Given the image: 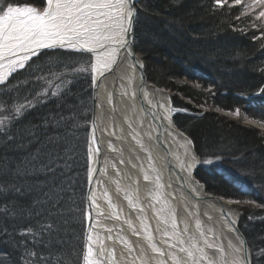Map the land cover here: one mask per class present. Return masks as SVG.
Segmentation results:
<instances>
[{
	"label": "snow or ice",
	"instance_id": "obj_1",
	"mask_svg": "<svg viewBox=\"0 0 264 264\" xmlns=\"http://www.w3.org/2000/svg\"><path fill=\"white\" fill-rule=\"evenodd\" d=\"M149 7L150 0H3L0 3V220L12 226L13 243L7 252L12 264H17V258L19 264H108L103 243L98 244L91 231L85 230V220L90 214L83 208L77 164L81 148L78 133L82 122L87 121V102L83 98L84 90L77 91L76 85L90 79L94 87L99 78L96 74L102 77L110 70L120 50L135 59L129 37L134 36L141 17L146 22L153 15ZM212 8L214 12L227 10L230 18L233 10L238 11L235 21L246 19L248 26L260 33L253 40L264 38V0H213ZM45 55L54 58L44 61ZM22 71L27 73L26 77L9 89L10 77ZM38 86L42 91H36ZM258 94H264V85ZM41 107L45 110L27 119ZM233 114L238 116L240 109H235ZM96 140L93 134L87 143L88 159L99 152ZM220 159L216 157V161ZM192 161L193 164L215 163L197 161L195 155ZM260 167L264 169V163ZM227 202L241 203L232 199ZM94 203L90 201L89 207ZM243 203L264 210V203L255 200ZM92 227L88 225V229ZM176 227L173 219L172 228ZM0 232L3 234L0 240L9 236L8 227ZM237 240L239 246L229 241L231 252L226 254L227 258L223 246L217 247L207 240L204 247H198L195 242L185 247L184 239L178 240L179 247L165 241L168 251L153 244L152 251L159 258H152L151 264H169V261L171 264H264V247L255 243L249 247V242L239 235Z\"/></svg>",
	"mask_w": 264,
	"mask_h": 264
},
{
	"label": "trees",
	"instance_id": "obj_2",
	"mask_svg": "<svg viewBox=\"0 0 264 264\" xmlns=\"http://www.w3.org/2000/svg\"><path fill=\"white\" fill-rule=\"evenodd\" d=\"M212 5L213 0H150L149 12L153 15L146 22L141 17V24L136 26V51L144 61L149 80L170 91L176 107L194 111L197 106H210L228 112L238 108L261 122L264 94H256L264 85V71H261L264 70V38L253 40V36L260 33L250 28L246 19L235 21L238 11L233 10L230 18L227 10L214 12ZM233 28L244 31H233ZM59 52L57 50L56 55ZM53 58L45 55L43 60ZM26 75L23 71L15 73L7 87L11 89ZM81 89L87 102V121L82 122L78 133L81 148L77 170L86 212L89 176L86 152L93 113L92 81L78 83L76 90ZM36 91L42 88L38 86ZM44 110L42 107L35 109L27 119ZM175 120L191 136L203 159L215 161L199 167L196 175L209 193L232 200L264 203V169L260 167L264 163V132L214 111H207L200 117L178 114ZM217 156L221 157L218 161ZM241 210L240 227L250 247L253 243L264 247V210L249 204L241 206ZM4 227L9 228V236L0 240V248L5 249L0 252V264H12L7 256L11 251L9 245L13 243L12 226L0 220V229ZM12 255L15 257L16 253Z\"/></svg>",
	"mask_w": 264,
	"mask_h": 264
},
{
	"label": "bare ground",
	"instance_id": "obj_3",
	"mask_svg": "<svg viewBox=\"0 0 264 264\" xmlns=\"http://www.w3.org/2000/svg\"><path fill=\"white\" fill-rule=\"evenodd\" d=\"M129 48L133 52L131 43ZM105 72L111 73V81L99 89L93 127L95 136L103 135L104 154L101 167L97 166L98 152L89 159V169L95 202L93 226L104 232L97 243H103L108 264H144L146 260L151 264L152 258H159L152 251L153 244L168 251L164 242L179 247V239L185 240V247L189 242L204 247L205 240L223 246L227 258L229 241L239 246V210H233L236 206L228 200H214L199 184L201 200L185 190L186 186L193 193L198 191L186 169L195 168L198 163L193 164L192 156L197 161L199 156L195 143L172 129L176 112L168 96L154 97L150 87H140L137 65L125 50H120L116 63ZM152 108L160 110L162 119L149 112Z\"/></svg>",
	"mask_w": 264,
	"mask_h": 264
},
{
	"label": "water",
	"instance_id": "obj_4",
	"mask_svg": "<svg viewBox=\"0 0 264 264\" xmlns=\"http://www.w3.org/2000/svg\"><path fill=\"white\" fill-rule=\"evenodd\" d=\"M135 30H136V28H135ZM129 39L132 41V43H131L132 48H133V52L132 53H134V55H135V59H133V60H134V63L137 65V68H138V72L137 73H138V76H139L140 81H141L140 84H139L140 87L141 86L142 87H145V88L150 87L151 90H153V91H150L151 92L150 94L153 95L154 97H159L158 95H160V97H161V94L167 95L168 98H169V100H170V104L175 109V112L176 113L180 112L179 109H177V108L174 107V105L172 103V98H171L169 92L167 90L159 87L158 85L152 83L149 80V78H148V76L146 74V69H145L144 61L139 56V54L137 53L136 48H135V32H134V36L133 37H129ZM137 62H139V64H142L143 67L141 68ZM98 77L99 78L95 81V86L94 87L92 86V90H93L92 91V94H93V113H92V122H91V129H90L89 141L92 139V136H93V127H94L95 121L97 119V114H96L97 113V100H98V98L101 97V93H99V89H100L101 86L103 87V85H102L103 83H104L103 90L106 88L105 87V81L108 84L110 83V81H111L110 80L111 73L104 72V75L102 77H100V76H98ZM149 112H155V114H158L160 116V118L162 119V116H161L162 114L160 113V110L158 108H152ZM174 116H175V114H174ZM172 120H173V122L171 121V123H170L172 129L177 130L179 133H181L183 136H186L188 139H190L194 143V141L191 138V136L188 133H186L184 130H182L181 128H179V126L175 123V120L174 119H172ZM162 121L164 122V120H162ZM96 136L98 137V144H99V155H98V158L99 159L97 161V166L98 167H101L102 160H103L102 157H103V154H104L103 153L104 152L103 151V147H102V145H103V143H102L103 135H101V137H100V136H98L96 134ZM194 147H195V144H194ZM195 150H196V148H195ZM199 161H201L200 157H199ZM199 165H200V163H198L195 168H192V169L187 168L186 169V167H184V169H186L189 172V174H190V176L192 178V181L194 182V184H196V190H198L199 185H201L203 191L206 194H208L207 193V190H206V187L204 186V184H202V182H200V180L196 176ZM89 167H91V161L89 163ZM88 183L89 184H88L87 195H86V213H89L90 214V218L86 219L87 220V223H86V231H92L93 230L95 233H91V234H93V236H95V239L98 240V242H99V241H101V239H100L99 236L104 235V232L101 231L98 228V226H93L91 229H88V225L89 224H92L93 225V222H94V219H95L94 212L92 211L93 205L91 207H89V202L90 201H93L92 194H91L92 184H93V178H91L90 172H89ZM185 190H187L193 197H196L197 199H200L201 200L202 195H200V191L199 190L196 193H193L186 186H185ZM209 195L210 196H213L214 197V200L220 199V197H217V196H214V195H211V194H209ZM235 209H238L239 210V208H237V207L236 208H233V210H235ZM240 217H241V211L239 210V213H238V223H239V227H238V225H236L237 231H238V234L242 238H244L246 241H248L247 238H246V236H245V234H244V232L240 228ZM248 246L250 247V244H248ZM107 261L109 263V259H107Z\"/></svg>",
	"mask_w": 264,
	"mask_h": 264
},
{
	"label": "rangeland",
	"instance_id": "obj_5",
	"mask_svg": "<svg viewBox=\"0 0 264 264\" xmlns=\"http://www.w3.org/2000/svg\"><path fill=\"white\" fill-rule=\"evenodd\" d=\"M248 2H251V0H248ZM0 3H3V0H0ZM47 51V50H46ZM140 56V55H139ZM14 75V74H13ZM153 83V82H152ZM155 84V83H154ZM164 89V88H163ZM166 90V89H165ZM93 91V90H92ZM168 91V90H167ZM169 94H170V91H168ZM258 96H260L259 94H256ZM171 96V95H170ZM173 103V101H172ZM174 105V104H173ZM175 108L179 109L180 112L176 113V115L178 114H181V115H188V116H192V117H200L202 116L205 112L207 111H214V112H217L218 114L220 115H224L230 119H233V120H237L239 121L240 123L244 124V125H247V126H252V127H255V128H258L259 130H261L262 132H264V123H261L260 121H257L255 119H252L250 117H248L245 113H242L240 111V114L237 116L235 114H233L234 112H228V111H225V110H222L221 108H218V107H210V106H197L196 109L193 111H188V110H183L182 108H179V107H176L174 105ZM174 120H175V116H174ZM91 122H92V119H91ZM175 123L178 125V123L176 122L175 120ZM179 126V125H178ZM179 128H181L179 126ZM90 129H91V124H90ZM182 129V128H181ZM184 130V129H182ZM89 137H90V132H89ZM89 141V139H88ZM196 148V147H195ZM197 151V150H196ZM197 154L198 156L200 157L201 161L204 160L203 157L198 153L197 151ZM90 163V162H89ZM204 166L205 164L204 163H200L199 167L201 166ZM198 167V169H199ZM89 178V176H88ZM202 182V181H200ZM203 183V182H202ZM205 185V184H204ZM211 195H214L212 193H210ZM87 195V194H86ZM214 196H217V195H214ZM217 197H221V196H217ZM225 200H229L227 198L224 197ZM235 201V200H234ZM234 204V206H236L237 208H239V210L241 211V216H242V210H241V206H244L246 205L245 203H243V201H241L240 204H236V203H232ZM86 223H87V220H86ZM242 229V228H241ZM244 232V230H242ZM245 236H246V233L244 232ZM247 238V237H246ZM248 240V239H247Z\"/></svg>",
	"mask_w": 264,
	"mask_h": 264
}]
</instances>
